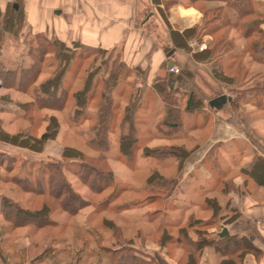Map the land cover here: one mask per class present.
I'll use <instances>...</instances> for the list:
<instances>
[{"label":"trees","instance_id":"16d2710c","mask_svg":"<svg viewBox=\"0 0 264 264\" xmlns=\"http://www.w3.org/2000/svg\"><path fill=\"white\" fill-rule=\"evenodd\" d=\"M189 1L204 8L207 2L221 3L205 8L203 24L186 33L189 38L201 39L206 35L212 37L203 50L194 53L197 61L208 62L215 57H223L221 53L227 50L225 45L231 44L224 33L230 26L245 31L243 36L252 44L249 45L250 52L255 50V46L258 50L264 51V19L257 18L246 22L248 25H239L231 12L234 11L238 20L249 18L256 10L254 0ZM163 2L166 8H169L181 0ZM21 13L22 11L11 7L2 16L5 17V22L0 30V36L3 35V31L11 30L12 33L20 31ZM13 16L19 17L16 28L11 24ZM36 39L37 41L32 42L28 48V53L32 57L29 64L0 71L1 88L9 90V93L0 94V103L1 101L12 103V91L25 94L29 98L19 105L23 114L12 120L14 124L19 121L21 123L17 132L11 133L5 129L6 122L4 118H0V140L41 152L48 140L62 134L61 118L65 119L68 124L67 130L70 131H73L74 127L80 128L87 124L92 136L87 131H82L87 136L84 140L86 148L64 143L61 160H39L40 163L33 162L27 167V163L24 162L18 170L13 164L14 160L10 161L11 157L5 164V152L0 151V167L2 166L6 173L3 174L4 178L0 173V180L14 182L27 194L26 199L18 200L7 194H0V210L5 220L17 227L27 225L44 227L57 222L52 217L57 205L72 215L92 205L99 211L128 209V206L113 204L126 189V184H121L116 177L111 163L113 149L117 144L118 153L115 154L122 157V162L128 167L137 169L139 157L151 159L152 172L144 177L146 180L141 189L148 193L145 199H149L150 202L158 205L164 202L165 209L156 210L159 214L156 219L160 220L159 227H162L158 243L164 246L176 241L183 246L184 252L180 261L198 264L204 249L208 247H212L221 256H229L227 259L229 261L234 258L231 255H237L242 259L248 252L258 251L248 238L235 235L219 237L223 206L217 198L207 195L218 189L229 191L234 187L230 172L222 167L219 151L221 143L211 147L204 161L213 177L211 182L201 185L202 205L211 211L210 217H198L191 213L185 222L175 223L169 216L170 210L174 211L179 207L168 197L169 193L175 188L176 177L184 163L198 148L197 145L188 148L183 141L187 140L190 129L201 128L205 121L190 124V116L197 117L205 104V95L192 84L194 73L191 70L181 69L179 73L168 71L158 76L149 86L146 82V71L138 67H129L116 48L105 50L82 44L68 46L57 37L48 38L43 33L35 34L32 41ZM179 47L191 51L187 43L182 42ZM97 53L105 54L101 56L105 64L103 72L101 67H94L98 60ZM115 53L116 58L113 56ZM242 57L243 54L238 53L233 56L235 63H231L230 68L235 70V76L242 71L240 63ZM88 60L90 63L86 64ZM253 60L264 62L263 58L258 57H253ZM50 68L52 71L49 72ZM138 72L143 75L140 86L135 81L134 84L129 81L135 74L138 75ZM45 74L48 76L44 79ZM215 74L228 83L237 79L226 72L223 66L220 71L215 70ZM74 83L80 85L74 88ZM127 88L128 92L130 91L127 94V102L123 106L116 104L115 92H124ZM131 89L133 91L135 89V92L132 93ZM183 99L184 106L180 103ZM235 99L234 97L230 101L234 106ZM157 102L163 103L164 112L160 118H147L146 112L150 103ZM2 108L0 113H3ZM74 135L75 140H78L77 132ZM168 159H172L173 164L170 166H174L175 171L171 176L166 173V168L170 166L162 164ZM67 171L79 177L94 190L95 195L110 187L112 190L96 204L93 199H87L75 189ZM245 171L264 182V157H256ZM12 172L14 173L11 174ZM34 174L37 175L35 179L31 177ZM163 224L176 227L177 234L169 232V228L163 227ZM212 228L215 230L211 231ZM116 230L118 232V229ZM128 243L123 244L122 241L120 246H102L101 251L106 252L111 264H157L151 256L140 253L131 242Z\"/></svg>","mask_w":264,"mask_h":264},{"label":"rangeland","instance_id":"374dc122","mask_svg":"<svg viewBox=\"0 0 264 264\" xmlns=\"http://www.w3.org/2000/svg\"><path fill=\"white\" fill-rule=\"evenodd\" d=\"M181 2L187 3L190 1L181 0ZM219 4V2L213 1L205 3L204 6L205 8H208ZM11 7L9 9H11ZM231 12L233 19H235L239 25H248L246 22L257 19V16L251 15L249 18L241 21L238 20L234 11ZM18 18L14 16L11 17L13 28L18 26ZM20 20L22 22L20 25V31H17V33H12L11 30L6 32L3 31V35L1 36L3 38H1L2 41H0V71H3L4 68L27 65L32 60L31 55L28 53V48L31 43L36 42L37 39L32 41L35 34L25 26V14L23 11ZM0 21L2 23L5 22V17H1ZM244 32L245 31H242L239 28L231 26L227 27L224 31L226 35L225 38L228 39L231 44L225 45L227 50L221 53L223 54V57L219 58L218 56L208 62H201V65L198 67L187 55L185 57L176 54L175 56H172L175 57L173 58L175 62H179L183 66L194 71L196 70V74H194L192 79V84L197 87L198 91L205 95V104L198 116H190V124L200 123L205 120L203 121L204 125L199 129H190L187 140L183 141L188 148H192L197 145L198 142L202 144L209 137H213L215 130L217 134L219 132L218 122H220V120L229 125L233 134L235 133L233 129L238 128L241 132H246V134L250 136L252 123L259 118H264V62L253 60V57L264 59V51L258 50L255 46V50L253 49L250 52L248 49L251 43L243 36ZM157 33V37L162 36L158 31ZM255 39H257V37ZM204 40L205 39H203V41ZM117 50L120 52V48ZM252 52H254V54H252ZM236 53L240 55L243 54L240 61L242 71L239 72L238 76H235V70L230 68L231 63H235L233 56ZM103 55L105 54L100 55L97 53L98 57L96 58L98 60L96 59L97 62L94 65V67H101L102 72L105 69L103 57H101ZM113 56L116 58V53L113 54ZM87 63H90V60H88L86 64ZM54 66L56 67V64ZM221 66L226 69V72L233 75V78L237 79L234 82L228 83L219 76H216L215 70L220 71ZM48 71H52V68ZM82 74L80 76L81 81ZM47 76L48 74H45L43 75V78L45 79ZM142 77L143 75L138 72V75L135 74L130 80H127L133 84L136 82L138 85L143 81ZM77 82L79 81L77 80ZM79 85L80 83H74V88ZM1 87L0 84V94L9 93V90L2 89ZM126 90H124V92H115L114 96L116 104H121L123 106V104L127 102V94H129L130 91L128 92V88ZM132 91L133 89H131V92ZM133 92H135V89ZM222 94L231 96V99L235 97L236 106L230 103L231 100L224 104L221 109L209 105L211 99ZM11 95L13 98L12 103H5L3 101L0 103V108L3 107V113H0V118H4V122H6L4 126L5 129L11 133H15L19 130V125L21 123L19 121V123L16 122L14 124L12 120L23 114V110L19 105L21 102L29 100V98L25 94L23 95L16 91H12ZM180 103L184 106L185 99L180 100ZM162 107L163 103L161 102H159V104L158 102L150 103L149 110L146 112L147 118H160L164 112V108ZM258 123H260L261 126L256 130L257 133L251 137L253 138V141L256 142L255 144L262 149V145H264V122L258 120ZM24 124H26V122H24ZM61 124L62 134L54 139L48 140L41 152L32 151L28 148L0 140V151L5 152V164L8 162L9 157H11L10 159L12 160L10 161L14 160L13 164H15V167H18V170L20 165L24 162L27 163V167V165L29 166L33 162L40 163L39 160H61L64 143L86 148L84 140L87 136L83 132L87 131V133L92 136L91 129L87 124L80 128L74 127L72 128L73 131H70L69 129V131L67 130L68 124L64 118H61ZM78 131L80 133H78ZM76 132L78 140H75L74 138ZM257 134L259 138L256 137ZM252 138H250L251 141ZM238 145L237 147H239ZM117 146V144L114 146V154L111 158V163L116 170V177L120 180L121 184H126V189L119 198L113 202V204L128 206V209L124 208L125 210L118 211L107 209L99 211L92 205L81 210L80 213L72 215L66 213L59 205H57L55 206V212L52 213V217L56 219L57 222L53 225H47L44 227L34 225L17 227L11 222L5 220L0 210V264H111L106 252L101 251L102 246L111 245L116 247L120 246L122 241L123 244H127L129 241L132 245H137L140 249L145 250L144 247H147V241L158 243L162 227L160 226L158 228L160 220L156 219L159 217L156 210L157 208L164 210V202L160 205L152 201L150 202L149 199H145L148 193L141 189V186L144 185L146 180L144 177H146L149 172H152L150 167L151 159L139 157L137 169H133L122 162V157L115 154L116 152L118 153ZM241 149V146L233 149L234 154ZM243 152L245 156L244 165H249L250 159L255 154V150L251 143L249 146H246ZM138 155H140V152H138ZM115 156L118 158H115ZM123 158L125 159L126 156ZM227 162H229V160L225 159L224 163ZM162 164L170 166L173 164V161L172 159H168ZM173 170L174 166L167 167V175H174ZM162 171L164 170L162 169ZM18 172L21 173L20 171ZM0 173L2 174L1 177L4 178L6 173L2 166L0 167ZM67 175L74 183L75 189L81 192L87 199H93L96 204L98 201L104 199L106 194L112 190L110 187L104 192L95 195L94 190L83 183L75 174L67 171ZM31 177L35 179L37 175L34 174ZM2 181L0 180V194H7L17 200L27 198V194L14 182ZM95 184L97 185L98 183L95 182ZM183 184L177 183L168 196L180 207L178 210H170L169 216L175 223L178 221H181V223L185 222L191 210H193L198 217H205L207 214V212L203 211V206L201 204L192 207L190 206L192 205V202L189 203V199L186 195H190L191 193L196 199L199 195L198 193H194L191 188L186 187L187 184L185 182ZM182 185L184 189H182ZM163 227L169 228L168 231L172 232L174 235L177 234L176 227L173 228L167 224H163ZM116 229H118V232ZM166 245L168 247V254L172 258L180 256L181 249L179 247L182 246L176 241L167 243ZM149 248L156 250L155 247L150 246Z\"/></svg>","mask_w":264,"mask_h":264},{"label":"crops","instance_id":"0c3cea01","mask_svg":"<svg viewBox=\"0 0 264 264\" xmlns=\"http://www.w3.org/2000/svg\"><path fill=\"white\" fill-rule=\"evenodd\" d=\"M254 1L256 10L253 15L264 19V0ZM11 6L17 11H23L25 26L33 34L43 33L48 38L57 37L68 46L82 44L105 50L120 48L122 59L128 66L146 71V82L149 86L158 76L170 71V62H173V66L191 70L196 74V70L175 62V57L172 56L187 55L198 67L201 62L195 59L194 53L203 50L200 48L203 42L208 44L212 40L210 35L202 39L187 37L188 31L203 24L205 12L204 7L190 2H179L166 8L163 0H0V18ZM1 27L3 28V23L0 21V30ZM156 30L163 37H157ZM1 38L3 37L0 36V41ZM182 42L190 45L191 51L179 47ZM258 120L264 122V118L254 121L250 136L238 128L233 129V134L229 125L220 120L219 132L216 134L215 130L213 137H209L202 144L197 143L198 148L191 153L176 177V185L185 182L186 187L199 195L197 199L191 193L186 195L189 203L192 202L190 206L202 205L201 185L211 182L213 178L204 161L211 147L221 143L219 151L222 167L230 172L234 187L229 191L218 189L207 196L217 198L223 206L220 230L226 227L228 235L248 238L258 250L248 252L242 259L231 255L234 258L229 261V256H221L212 247H208L204 249L198 264H264V182L245 171L256 157H264V145L261 149L251 137L261 126ZM256 137L259 138L258 134ZM250 143L255 154L249 165H244L243 151ZM237 145L242 149L234 154L233 149L239 148ZM225 159L229 162L224 163ZM114 171L116 172L115 168ZM202 209L207 212L204 218L210 217L211 211L205 207ZM191 213H194L193 210L189 215ZM214 230L215 228L211 229ZM150 246L156 250H152ZM134 247L140 253L151 256L157 264H195L180 261L184 252L183 246L179 247L181 253L177 258L168 254L167 245L163 246L154 241H147L145 250L137 245Z\"/></svg>","mask_w":264,"mask_h":264},{"label":"water","instance_id":"95a60500","mask_svg":"<svg viewBox=\"0 0 264 264\" xmlns=\"http://www.w3.org/2000/svg\"><path fill=\"white\" fill-rule=\"evenodd\" d=\"M173 65H174L173 62H170V63H169V67H172ZM230 100H231V96H228L227 94H222V95H219V96H217V97L211 99V100L209 101V105H210L211 107H214V108L220 109V108H222V106H223L224 104H226V103H227L228 101H230ZM228 234H229V231H228V229H227L226 227H223V228L220 230V233H219V235H220L221 237L226 236V235H228Z\"/></svg>","mask_w":264,"mask_h":264},{"label":"built area","instance_id":"2783aa9c","mask_svg":"<svg viewBox=\"0 0 264 264\" xmlns=\"http://www.w3.org/2000/svg\"><path fill=\"white\" fill-rule=\"evenodd\" d=\"M205 47H206V44L203 42V43L200 45V48L203 49V48H205ZM169 70L172 71V72L179 73L180 70H181V68L176 67V66H172V67L169 68ZM0 84H1V83H0Z\"/></svg>","mask_w":264,"mask_h":264}]
</instances>
